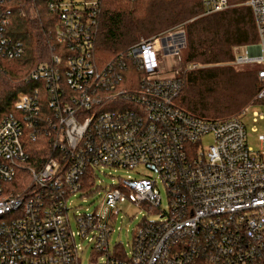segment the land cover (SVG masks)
<instances>
[{
	"label": "built area",
	"instance_id": "2783aa9c",
	"mask_svg": "<svg viewBox=\"0 0 264 264\" xmlns=\"http://www.w3.org/2000/svg\"><path fill=\"white\" fill-rule=\"evenodd\" d=\"M9 1L0 0V57L12 59L25 49L6 35ZM100 2L58 1L56 43L64 50L30 74L47 87V127L38 122L39 89L21 93L18 113L0 121V264H81L78 235L107 254L102 264H264V133L255 148L247 128L250 112L254 121L264 117V0H202L205 13L248 5L258 32L256 44L235 47L230 63L261 65L262 85L250 103L220 119L178 102L184 24L142 37L100 62L94 53ZM130 62L136 79L125 73ZM33 125L36 130L29 129ZM26 137L54 155L28 166ZM139 165L155 175H129L108 187L99 211L75 214V233L68 200L84 190L86 170ZM158 178L166 185L167 208H161ZM126 200L160 216L137 225L131 252L118 246L111 253L112 220Z\"/></svg>",
	"mask_w": 264,
	"mask_h": 264
},
{
	"label": "trees",
	"instance_id": "16d2710c",
	"mask_svg": "<svg viewBox=\"0 0 264 264\" xmlns=\"http://www.w3.org/2000/svg\"><path fill=\"white\" fill-rule=\"evenodd\" d=\"M58 1L10 0L7 3L10 24L6 35L22 42L25 52L17 58L0 57V121L11 113H18L16 103L21 93L39 89L38 122L41 128L47 127L44 120L52 116L45 94L47 87L30 74L40 64L49 62L52 52L64 50L56 43V30L61 23ZM178 24H184L185 28L187 63L196 64L194 68L184 65L177 75L181 81L179 104L196 115L220 119L250 103L262 85L258 69L230 63L235 47L257 38L253 13L245 5L205 13L202 0H101L94 53L100 62H107L142 37H149L146 33L157 35ZM137 72L130 62L125 72L127 77L136 79ZM29 129L36 130V126ZM25 148L30 154L28 166H38L43 157L54 155L42 142L28 137ZM93 173L91 168L86 170L83 187L97 189ZM117 249L118 244L114 250Z\"/></svg>",
	"mask_w": 264,
	"mask_h": 264
},
{
	"label": "rangeland",
	"instance_id": "374dc122",
	"mask_svg": "<svg viewBox=\"0 0 264 264\" xmlns=\"http://www.w3.org/2000/svg\"><path fill=\"white\" fill-rule=\"evenodd\" d=\"M242 2L246 0H240ZM248 6L246 4H242ZM249 7V6H248ZM250 8V7H249ZM256 31V40L247 44H256L258 42V32ZM145 36H150V33H146ZM174 58L169 57L167 64L172 65L174 63ZM178 66L182 68L184 65L187 68L190 64L186 60V51L182 50L181 57L178 58ZM243 67H255L260 68L261 65L252 63ZM165 70V68H164ZM247 128L249 134V142L255 148H260V141L258 135L264 133V117L259 118L258 121L253 120L252 112L249 113V119L247 120ZM211 137L208 135L204 137L205 147L209 145ZM140 172V173H139ZM95 173V186H100L99 189L95 190V193L90 192V188L85 187L82 192H78L70 195L68 200L69 203V218L72 230L78 233L80 228L77 223V218L75 214L81 212H93L99 211L100 206L103 201L105 191L108 187L113 184H118L123 178H127L129 175L132 177H140L141 174L155 175L150 169L144 165H139L136 169H129L126 167L117 166H104L99 167V169L94 171ZM93 173V174H94ZM158 186L160 188L161 194V208L168 207V192L166 185L161 181L160 178ZM119 213L117 217L112 220L113 232L109 238V248L111 253L114 251L115 246L118 244L119 250H126V252H131V245L133 243L134 232L137 225L143 218L157 219L160 216L158 211L150 212L149 208L146 206L140 207L137 203L126 200L125 202L118 203ZM76 242L79 246L80 261L81 264H102L107 260L106 253H100L93 249L92 243H89L86 239H82L79 235L76 237Z\"/></svg>",
	"mask_w": 264,
	"mask_h": 264
}]
</instances>
